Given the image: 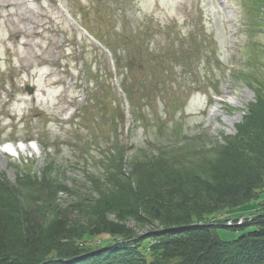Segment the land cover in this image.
<instances>
[{"label":"rangeland","instance_id":"374dc122","mask_svg":"<svg viewBox=\"0 0 264 264\" xmlns=\"http://www.w3.org/2000/svg\"><path fill=\"white\" fill-rule=\"evenodd\" d=\"M263 2L0 0V176L17 185L20 176H40L52 162L53 175L73 189L60 194V208L79 220L74 201L98 197L88 177L105 173L115 143L127 161L140 150L222 143L255 100L254 88L234 73L264 79V28L254 23L253 10ZM67 12L115 48L121 76L113 85L106 51ZM123 80L133 106L119 89ZM32 137L37 141L26 142ZM14 140L22 141L10 153L6 143ZM263 200L264 191L212 220L253 215ZM126 224L149 233L132 218ZM217 231L225 241L242 233Z\"/></svg>","mask_w":264,"mask_h":264},{"label":"trees","instance_id":"16d2710c","mask_svg":"<svg viewBox=\"0 0 264 264\" xmlns=\"http://www.w3.org/2000/svg\"><path fill=\"white\" fill-rule=\"evenodd\" d=\"M253 10L254 23L264 26V2ZM116 66L121 75L118 55ZM234 74L255 90L235 134L210 148L192 147L193 141L140 150L128 161L124 146L115 143L105 173L88 177L98 197L74 201L83 219L71 220L60 208V194L73 189L53 175L52 162L40 176H20L17 185L0 176V264H264V200L242 224L212 220L264 191V79ZM130 218L149 233L129 227ZM220 226L242 233L225 241ZM107 238L112 242L103 245Z\"/></svg>","mask_w":264,"mask_h":264},{"label":"water","instance_id":"95a60500","mask_svg":"<svg viewBox=\"0 0 264 264\" xmlns=\"http://www.w3.org/2000/svg\"><path fill=\"white\" fill-rule=\"evenodd\" d=\"M26 89L28 90L29 93H32L34 91V88L31 87V86H27ZM202 223H198V224H192V225H189V226H185V227H193V226H198V225H201ZM205 225H214L215 223L214 222H207V223H204ZM225 223H221V225H224ZM185 227H182V228H185Z\"/></svg>","mask_w":264,"mask_h":264},{"label":"bare ground","instance_id":"6f19581e","mask_svg":"<svg viewBox=\"0 0 264 264\" xmlns=\"http://www.w3.org/2000/svg\"><path fill=\"white\" fill-rule=\"evenodd\" d=\"M15 149H18V148L16 147ZM17 152H18V150H17Z\"/></svg>","mask_w":264,"mask_h":264}]
</instances>
